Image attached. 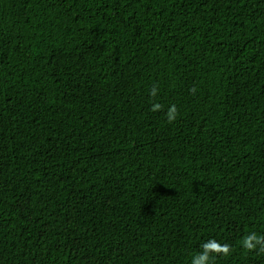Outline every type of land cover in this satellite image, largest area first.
<instances>
[{
	"label": "trees",
	"instance_id": "1",
	"mask_svg": "<svg viewBox=\"0 0 264 264\" xmlns=\"http://www.w3.org/2000/svg\"><path fill=\"white\" fill-rule=\"evenodd\" d=\"M253 232L264 0H0V264H264Z\"/></svg>",
	"mask_w": 264,
	"mask_h": 264
},
{
	"label": "clouds",
	"instance_id": "2",
	"mask_svg": "<svg viewBox=\"0 0 264 264\" xmlns=\"http://www.w3.org/2000/svg\"><path fill=\"white\" fill-rule=\"evenodd\" d=\"M151 95H156V90L153 89ZM153 111L160 110V105H154ZM178 115L175 105H172L167 113V119L171 123ZM202 251L193 256L191 264H213L215 257L228 256L231 253V246L227 243H220L215 239H211L202 244ZM242 247L247 251H264V235L249 233L242 240Z\"/></svg>",
	"mask_w": 264,
	"mask_h": 264
}]
</instances>
